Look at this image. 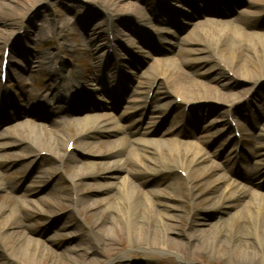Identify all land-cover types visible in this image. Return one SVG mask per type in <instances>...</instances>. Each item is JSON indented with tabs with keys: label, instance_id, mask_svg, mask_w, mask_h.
<instances>
[{
	"label": "rangeland",
	"instance_id": "obj_1",
	"mask_svg": "<svg viewBox=\"0 0 264 264\" xmlns=\"http://www.w3.org/2000/svg\"><path fill=\"white\" fill-rule=\"evenodd\" d=\"M29 1L0 0V31L3 32L0 36V62L4 44L9 37L7 34L18 36L16 42L21 39L19 45L13 46L12 42L7 44L9 74L6 84H0V93L4 94L0 108L5 102H10L11 107L4 112L0 109L2 139L7 140L10 134L22 136L26 131L23 129L24 132H19L18 125H25L28 128L43 126L45 132L50 130L62 134L60 153L63 154L65 143L67 141L73 143L75 133L78 132L76 120L84 118L93 120L109 115L113 124L123 127L124 131L113 136L90 133L89 142L92 144L93 152L101 151L100 148L107 151L114 146L113 143L123 137L156 141L170 138L179 146L188 143L200 144L210 154L211 161L205 163V166H210L212 162L221 164L222 171L227 176L264 195V180L257 181L254 176L261 172L264 174V148L260 151L257 149L264 142L259 138L264 119H260L258 117L260 114L256 113L264 111V99L251 101L249 95L245 96V100L251 101V104L247 102V105L240 107L241 115L243 113L241 118H246L245 113H249L251 116L249 121L255 124V129L248 130L247 122L241 120L243 126L239 127L236 135L233 130L225 132L223 126H215L222 121L229 124V119L232 120L233 111L230 105L217 109L208 103L200 107L197 103H193L192 106L181 103L180 109L171 113V106L179 104L181 100L179 98L174 100L172 85L167 82L171 80L170 76L168 73L165 74L170 63L177 61L180 64L178 68L191 75L192 81L200 78L197 64L190 62L191 56L186 55L184 51L202 48L207 44V39L201 38L199 33L192 35V32L201 31L202 24L206 21L215 23L211 26L213 29H218L225 23L264 31V18L257 21L247 20L244 16L248 7L253 5V0H124L118 5L128 10L127 17L130 23H121L122 26L118 28L108 26L104 16L93 20L92 23L90 13H84L87 11L85 0H39L42 3L35 8L34 3L31 4ZM6 4L9 6L6 7ZM101 4L103 9L107 7L103 2ZM114 6L115 4L111 9H114ZM92 8L95 10L96 7ZM156 14L157 18L154 17ZM144 15L153 18L149 25L142 22L141 17ZM18 22L22 24V28L18 27ZM134 27L137 31L135 34L130 33V29L133 31ZM85 28L95 29L96 32L102 31L103 39L107 38L108 31L113 36L119 33L121 39L117 41L116 49L120 56L117 60L114 59L116 67H111L112 60L109 61L110 66L104 60L105 54L107 56L111 54L110 50L97 54L100 63L96 65L93 61L96 49L94 40L88 36L91 34L84 35ZM190 37L198 40L196 45L190 43L192 40L189 41ZM127 39L134 43L135 48L128 44ZM58 45L61 48L57 65L54 61L50 66H37L36 62L44 57L51 56L50 58L54 59ZM157 61L160 67L153 69ZM52 71L64 79L56 81L52 77ZM152 77L157 80L152 83L151 90L141 89L140 83L151 80ZM228 77L231 78L232 75L228 74ZM78 79L82 81L81 88L85 95L84 99L75 102L72 97L79 89L72 83ZM54 80L59 87H55ZM232 80L237 81V78L232 77ZM185 83L184 85H188ZM235 85L237 88L231 90L232 92L239 91L238 87L242 84ZM90 91H97L96 95L90 96ZM169 91L170 95H166ZM40 93L58 95L60 99L36 106L35 96L32 94ZM142 106L146 108L145 117H152L155 122L146 129L133 123L138 118L132 117L133 109ZM158 109L162 112L155 115ZM191 111L210 116L198 123H186L183 120L190 119ZM215 121L218 123L214 124ZM242 129L245 131V137ZM10 130H14V133ZM144 131H147V134H144ZM223 132V136H220ZM230 141H233L232 144L224 148L223 146ZM131 147H134L132 143ZM255 152L262 157H255L253 155ZM44 154H41L44 162L37 164L31 159L24 160L21 155L8 152L4 154V165H0V174L5 178L2 182H9L13 186L11 191L0 192V207L5 209L6 215L13 210L22 218L20 206L25 202V198H21L20 195L21 191L26 189V196L35 202V206L29 207L33 211L26 213L29 214L26 216V224L33 229L39 239L52 241L60 249L84 245L85 238L80 237V234L89 235V226L97 221L102 223V230L105 223V234L114 242V250L112 251L108 244L96 248L95 253L89 258L92 264L110 262V264H264V248L256 241H249L247 237H242L241 244L233 242V245L230 243L227 246L223 241L225 240L223 234L215 242L231 248L232 251H228L229 253L237 249L235 256L228 257L221 249L205 246L204 240L211 239L210 231L216 226L222 229V232H226L228 227L244 231L255 226V221L249 219V214L247 215L240 207L242 199L226 200L220 207L211 208L209 211L205 209L208 204L211 206L217 202L216 199L223 189L212 182L220 171L217 168L210 167L205 172L196 185L198 196L192 202H187V197L182 192L184 173L179 171L174 173L173 177H167L143 172L141 188L144 191L157 192L155 198L160 203L159 209L167 212L169 207H172L173 212L170 213H174L177 219L173 223L175 227L168 231V237L179 241L181 246L169 252L143 251L141 248L129 252L132 240L129 241L130 231L127 226L114 215L110 221L115 219L113 221H116V224L111 226L109 221L104 220L108 213L102 214L99 206L88 207L89 202L85 200L87 198L90 201L104 196L96 190L97 185L106 186L108 183L116 182L103 179L106 175L103 174L102 165L121 161L125 163L126 171L132 169L140 171L129 161L126 162L129 160L128 153H122L120 150L113 158H93L90 155L82 157L80 152L75 150L71 157L72 162L76 160V163L64 162L57 156L62 163L55 161L54 164L51 162L53 157L48 158ZM227 156L231 159H227ZM95 161L102 165L95 168L87 166ZM51 167L54 168L52 174L47 181H43V170ZM77 168H83L84 174L79 176L82 185L78 194L79 198L84 200L76 210L71 204L76 202L77 197L68 180L76 174ZM118 176L125 177L127 172ZM169 184H173L175 189L173 187L166 193L164 188ZM176 189H180L181 192ZM165 193L172 197L168 199ZM246 194L249 197L251 195ZM179 197H182L183 201H180ZM40 198L43 202L37 201L41 200ZM148 230L147 237L151 239L155 232L154 227L150 226ZM200 231L204 232L203 239L198 238ZM131 237L133 238L132 235ZM120 256H125V261L119 260Z\"/></svg>",
	"mask_w": 264,
	"mask_h": 264
},
{
	"label": "bare ground",
	"instance_id": "obj_2",
	"mask_svg": "<svg viewBox=\"0 0 264 264\" xmlns=\"http://www.w3.org/2000/svg\"><path fill=\"white\" fill-rule=\"evenodd\" d=\"M7 1L11 2V0ZM123 1L124 0H85V9H87V11L84 13H90L92 23L93 20H97L99 17L104 16L105 19H107L106 23H108V26L118 28L119 26H122L121 23H130L129 18L127 17L128 10H124V6L118 5L122 4ZM30 2L31 4L34 3L35 6H33V8L42 3L39 0H30L29 3ZM102 2L107 6L105 9L101 6ZM114 4L115 8L111 9V6ZM5 6L7 7L9 5L6 4ZM93 6L96 7L95 10L92 8ZM248 8L249 9L244 12V16L247 20L260 21V19L264 18V1L253 0V5ZM157 16V14L154 15L156 18ZM141 19L143 23L149 25L150 20L153 18H148L144 15ZM214 24L213 21H206V23L202 24L203 29L201 31L192 32V35L199 33L201 38L207 39V44L204 47L184 51L186 55L191 56L189 61L197 64V70H199L200 74L199 79H193L192 81L191 75L178 68L180 67V64L177 61H172L169 68L165 70V74L168 73L172 80L167 82H170L172 85L174 100L178 98L181 100L179 104L171 106L170 112H177L180 109L181 103L185 106L187 104L192 106L193 103H197L199 107L208 103V105H214L217 109L221 108V106L230 105L233 111L231 117L232 120L236 122V128H241L243 126L241 120H244L247 122L248 130H254L255 124L249 121L251 118V116H249L250 114L244 112L247 116L244 119L241 118L243 117V113L241 115L240 107L242 105H247L246 103L249 102L245 100L246 95L250 96V99H252L251 101H261L264 99V31L225 23L219 26L218 29H213L211 26ZM135 25H138V23H135ZM18 27L22 28V24L19 22ZM135 31H137L136 27L133 28V31L130 29V33L133 32V34H135ZM83 32H85L84 35L91 34L88 36H91L94 40L96 49L93 61L96 65L100 63L98 62L99 58L97 57V54L104 50H110L111 54L109 56L105 54L104 60L108 66H110L109 61L112 60L111 67H116L114 66V59L117 60L120 56L116 49V43L121 39L119 33L117 35L115 32L114 43L113 46H111L108 42V38L103 39L102 31L96 32L95 29L89 30L88 28H85ZM2 34L3 32L0 31V36ZM7 35L9 37L4 46H7L9 42H12L13 46L20 44L21 39L16 42L19 38L18 36L13 34ZM191 39L192 38L190 37L189 41ZM129 40L130 39H127L128 44L135 48L134 43ZM197 41L198 40L193 38L190 43L196 45ZM186 42H188V40ZM18 47L19 46H17V48ZM60 48V45H58L54 54V59L50 58L51 56L44 57L36 62L37 66H50L54 61H56L55 65H57ZM206 53L208 56H203V54ZM98 67L99 65L96 66V68ZM159 67L160 65L157 61L152 68L157 69ZM63 69L64 67H62V70ZM228 74L237 78V81H233L232 77L229 78ZM52 77L55 78L56 81L58 79H64V77L61 75L59 76L56 72L53 73ZM155 80H157V78L152 77L151 80H146V83H140V88L150 91L152 83ZM56 81L54 80L56 84L55 87H59ZM184 82L188 85H184ZM210 82H212V84ZM72 84L79 89L78 92H75L72 99H74L75 102L84 99L85 92H83V89L81 88L82 81L79 79L74 80ZM235 84L238 86L240 84L242 85L238 87V89H240L239 91L232 92L231 90L237 88ZM171 85H169V87H171ZM96 92L97 91H90L89 94L90 96H95ZM170 93L171 92L169 91L166 95H170ZM32 96H35L34 105L36 106L44 105V103L49 104V102L53 103V101L55 102L60 99L58 95L53 94L44 95L40 93L38 95L32 94ZM3 98L4 94L0 93V103L4 100ZM153 100L155 101V99ZM251 101L248 104H251ZM10 107V102H5L0 109L4 112L6 111L5 109H9ZM133 110L132 117H138L134 120V124L146 129L151 124L155 123L153 122L154 120H152V117H145L144 113L146 108L144 106ZM161 112V109H158L155 115H160ZM256 113L260 114L258 115L260 119H264V111H256ZM208 116L210 115L205 116L203 113L191 111L190 119H184L183 121L186 123H198L208 118ZM157 119L158 117L156 120ZM159 119H162L161 116ZM216 123L218 122L215 121L214 124ZM76 124L78 132L75 133L72 149L67 152V146L69 145V142L67 141L65 146H63L65 149L63 154L60 153L63 138L61 133L59 134V132L50 130L45 132L43 126H32L28 128L25 125H18L17 130H20L19 132H24V129L27 133L24 132L22 136L10 134L9 137H7V140L2 139L0 136V165H4V154L8 152L14 153L15 155L17 154L18 156L21 155L24 160L31 159L32 162H36L37 164L44 162V158L40 156L41 153L53 157L51 161L53 164L55 161L62 163L57 156L62 158V161L64 162L69 161L71 163H76V160L75 162H72L73 157H71V154L74 153L75 150L79 151L82 157L90 155L93 158H113L120 152V150L122 153H128L129 160L126 162L129 161V163L133 164L135 168L138 167L140 171L136 169L126 171L124 167L125 163L121 161L108 162L105 166L97 161L87 165L89 168H95L102 165V168H104L103 174L106 175L103 179L116 180V182L115 184L108 183L106 186L97 185L96 190L99 194H104V196L90 201H88L89 199L87 198H85V200L89 202L87 204L88 207L96 208V206H99L101 207L102 214L108 213V216H105L104 220L109 221L111 226L116 224V221H113L115 219L110 221L113 215L127 226V229L130 231L129 241L132 240V243L129 245V252L136 248H141L140 250L143 251L157 250L160 252H169V250L175 251L181 246L179 241L168 237V231H172L171 229L175 227L173 226V223L177 219L174 213H170L173 212L172 207H169V210L167 211L169 213L159 209L160 203L157 198H155L157 192L150 190L144 191L141 188L142 177H144L143 172L167 177H173L174 173L179 171L184 173L185 178L182 182V192L185 193L187 202H192L198 196L196 185L201 181L205 172L210 167H214L220 171L214 176L212 182L221 186L223 189L216 199L217 202L211 206L208 204L205 209L209 211L211 208L220 207L226 200L242 199L240 200V207L244 212H247V215L249 214V219L251 218L255 221V226L253 228H247L244 231L237 229L234 230L233 227H228L226 232H222V229L216 226L210 231L212 232L211 239L204 240L206 244L205 246L221 249L223 254L228 257L235 256L237 254V249H234V252L229 253L232 251L231 248H226L224 244L220 242L215 243L223 236V234H225V240L223 241L227 246L230 243L233 245V242L241 244L242 237H247L249 241H256L264 248V195L256 193L253 189L246 187L245 184L237 183L235 180L227 176V174L222 171L223 168L221 164L212 162L210 166H205V163L211 161L209 157L210 154L202 148L200 144L196 145L188 143L179 146L170 138L156 141L152 139L132 140L129 137H123L113 143L114 146L110 147L107 151L99 147L101 151L93 152L91 149L92 144L89 142L90 133L113 136L116 133H123L124 128L113 124L112 117L109 115L95 118L93 120L88 118L78 119L76 120ZM219 124L215 126H223L225 132L232 130L231 125L224 121ZM37 130H39L38 133ZM10 131L14 133V130ZM242 133L245 137L244 130ZM45 134L47 135L46 137ZM144 134H147V131H144ZM223 134L224 132L221 133L220 136H223ZM259 138L264 141V123L263 128L260 130ZM232 142L233 141L228 142V144L223 147L227 148ZM131 143L134 147L130 148ZM263 148L264 142L260 147H257L258 151ZM253 155L255 157H262L261 154L259 155L256 152ZM229 156L226 158L231 159ZM53 169L54 168L51 167L47 170H43V181H47L48 177L52 174L51 171ZM82 169L83 168H77L75 171L76 174L68 180L74 191V195L77 197L76 202L71 204V207L76 210L80 207V202L84 200L79 198L78 194L79 188L82 185L79 176L84 174L82 173ZM29 170L31 171L32 169ZM125 172H127V176H118ZM254 176L257 181L264 180V174H262V172L259 173V175L257 174ZM4 179L5 178L0 174V192L11 191L13 186L9 182H2ZM173 187L175 189L173 184H169L164 190L167 193ZM176 190L179 193L181 192L180 189ZM246 193H250V197ZM159 196L160 194H158V199ZM166 196H168V199L172 197L169 194ZM20 197L25 198V202L20 206V211L23 213L22 218L13 210L6 215L5 209L0 207V264H12V262L13 264H88L89 262L92 264L89 258L95 253L96 248L108 244V246L112 248V251L114 250V242L106 237V228H104L105 223H103L102 230V223H98L97 221L89 226V235L80 234V237L85 238L84 245L60 249L56 247L52 241L39 239L33 229L26 224V216L29 215L26 213L28 211H33L29 207L35 206V202L31 201V199L26 196V189L21 191ZM179 199L180 201H183L182 197H179ZM37 201L43 202V199H38ZM77 214L79 215V212ZM234 218L236 219V217ZM150 226H153L155 230L151 239L147 237ZM203 235L204 232L200 231L198 238L203 239V237H205ZM244 245L248 244L244 243ZM125 259V256L119 257V260L121 261H125ZM249 261L251 262L250 259Z\"/></svg>",
	"mask_w": 264,
	"mask_h": 264
}]
</instances>
